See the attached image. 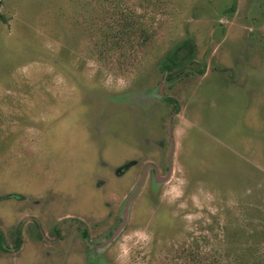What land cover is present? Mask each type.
<instances>
[{
    "label": "rangeland",
    "instance_id": "rangeland-1",
    "mask_svg": "<svg viewBox=\"0 0 264 264\" xmlns=\"http://www.w3.org/2000/svg\"><path fill=\"white\" fill-rule=\"evenodd\" d=\"M0 14V264H264V0Z\"/></svg>",
    "mask_w": 264,
    "mask_h": 264
},
{
    "label": "trees",
    "instance_id": "trees-1",
    "mask_svg": "<svg viewBox=\"0 0 264 264\" xmlns=\"http://www.w3.org/2000/svg\"><path fill=\"white\" fill-rule=\"evenodd\" d=\"M233 9V8H232ZM0 20L4 21V17L0 14ZM192 44L190 41H183L177 44L173 51L170 52L164 62H162L161 67L164 70H172L175 67L182 66L187 60H189L192 55ZM0 244H1V235H0ZM18 243H16L15 247L17 248ZM0 250H2V246L0 245Z\"/></svg>",
    "mask_w": 264,
    "mask_h": 264
},
{
    "label": "water",
    "instance_id": "water-1",
    "mask_svg": "<svg viewBox=\"0 0 264 264\" xmlns=\"http://www.w3.org/2000/svg\"><path fill=\"white\" fill-rule=\"evenodd\" d=\"M172 153H170V155H171ZM148 168H152V166H146L145 167V169H144V171H143V173H142V177H141V179H140V182H139V184L137 185V187H136V189H135V191L133 192V194L128 198V200H127V203H126V206H128V203L133 199V197H134V195L138 192V190L140 189V187H141V185H142V182H143V180H144V176H145V173H146V171L148 170ZM170 174V166L168 167V175ZM169 176H166L165 178H164V181L168 178ZM122 224H123V221H122V223L120 224V226L118 227V229L116 230V233L117 232H119L120 231V229L122 228ZM115 236V234L113 235V237Z\"/></svg>",
    "mask_w": 264,
    "mask_h": 264
},
{
    "label": "clouds",
    "instance_id": "clouds-1",
    "mask_svg": "<svg viewBox=\"0 0 264 264\" xmlns=\"http://www.w3.org/2000/svg\"><path fill=\"white\" fill-rule=\"evenodd\" d=\"M175 194H176V195H179V192H176Z\"/></svg>",
    "mask_w": 264,
    "mask_h": 264
}]
</instances>
